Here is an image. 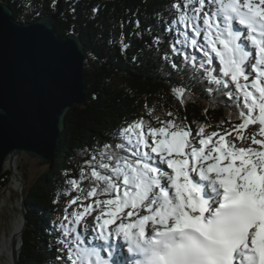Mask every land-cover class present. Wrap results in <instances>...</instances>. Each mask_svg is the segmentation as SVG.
<instances>
[{
    "label": "snow or ice",
    "instance_id": "1",
    "mask_svg": "<svg viewBox=\"0 0 264 264\" xmlns=\"http://www.w3.org/2000/svg\"><path fill=\"white\" fill-rule=\"evenodd\" d=\"M171 8V52L182 59L164 60L190 68L233 111L208 131L145 105L117 141L94 150L67 181L77 195L60 225L64 264H264V0H174ZM171 92L182 105L191 95L186 86Z\"/></svg>",
    "mask_w": 264,
    "mask_h": 264
},
{
    "label": "trees",
    "instance_id": "2",
    "mask_svg": "<svg viewBox=\"0 0 264 264\" xmlns=\"http://www.w3.org/2000/svg\"><path fill=\"white\" fill-rule=\"evenodd\" d=\"M13 10V18L28 24L57 11L59 0H0ZM174 0H66L65 10L55 23L58 35L75 33L88 52L86 79L89 98L73 108L66 118L58 157L50 170L27 191V228L23 234L18 264H64L57 260L63 238L58 223L69 196L77 193L67 183L77 178L85 160L104 143L117 141L122 126L141 115L145 105L157 113L171 111L181 119L216 126L229 120L232 101L206 90V82L193 78L191 69H173L164 60L167 53L180 64L181 57L171 52L176 32ZM95 10V11H94ZM137 21L139 25H137ZM159 37V42L156 38ZM127 45V47H124ZM192 51V50H188ZM200 54H198L199 56ZM218 63V62H216ZM186 86L191 95L180 104L171 89ZM207 110V111H205ZM148 119L147 116H145ZM234 124L240 121L233 119ZM224 128H231L228 123ZM249 126L245 135L254 131ZM9 184V172L0 174V195ZM86 185L87 182L85 181ZM66 259V257H64Z\"/></svg>",
    "mask_w": 264,
    "mask_h": 264
},
{
    "label": "water",
    "instance_id": "3",
    "mask_svg": "<svg viewBox=\"0 0 264 264\" xmlns=\"http://www.w3.org/2000/svg\"><path fill=\"white\" fill-rule=\"evenodd\" d=\"M28 24L15 21L14 12L0 2V174L6 164L23 156L49 170L58 157L61 136L70 111L89 98L86 79L88 52L79 35H58L55 23L65 10ZM10 171V172H11ZM20 183L25 184L22 177ZM24 186L19 210L23 219L20 249L12 243V262L19 263L27 228Z\"/></svg>",
    "mask_w": 264,
    "mask_h": 264
},
{
    "label": "bare ground",
    "instance_id": "4",
    "mask_svg": "<svg viewBox=\"0 0 264 264\" xmlns=\"http://www.w3.org/2000/svg\"><path fill=\"white\" fill-rule=\"evenodd\" d=\"M13 170L11 171V162L8 161L6 164L5 172L11 171L9 174V184L5 188H3L1 195H0V213H4L7 211L10 216V236L0 238V264H13L12 262V243L17 239V249H20V232L23 228V219L22 214L19 210L18 204L12 203L11 200L13 196V191L16 189H21L22 185L20 182V170H19V162L17 160H14L12 162ZM91 241V244L89 246H97L99 247L102 242L95 241L93 238L89 239ZM117 244H123L122 240L117 241ZM120 251L123 252V249H120ZM102 254L107 257V253L103 252ZM123 258V257H121Z\"/></svg>",
    "mask_w": 264,
    "mask_h": 264
},
{
    "label": "rangeland",
    "instance_id": "5",
    "mask_svg": "<svg viewBox=\"0 0 264 264\" xmlns=\"http://www.w3.org/2000/svg\"><path fill=\"white\" fill-rule=\"evenodd\" d=\"M197 55L200 53H196ZM218 62V61H217ZM233 135H235V133H233ZM229 139H231V137H229ZM238 146H243L241 144L240 141H237ZM19 170H20V177L23 178L24 182H25V186H24V192L27 191L32 185H34L41 177L44 173H46L49 170L48 165L46 166H38L36 165V163L34 162V160L29 159L28 156H23L20 159L19 162ZM7 172V171H6ZM10 174V171H8ZM75 197V196H69L67 201L64 202L63 208L61 209V221L63 219V216L66 214L65 213V209L68 208V211L71 212L73 209H75V205L68 207V202L70 200V198ZM11 202L12 203H16L18 204L19 207V201H21V197L20 194L18 193V191L15 189L13 191V196H12ZM9 214L7 213V211H5L4 213H0V238H5L6 236L9 237L10 236V216H8ZM88 224L91 225L92 220L89 217L88 218ZM67 223V222H65ZM61 222L58 223V228H60ZM71 226V225H69ZM81 231L83 230V226H78ZM61 230V228H60ZM92 238V236L89 234L88 235V239Z\"/></svg>",
    "mask_w": 264,
    "mask_h": 264
}]
</instances>
